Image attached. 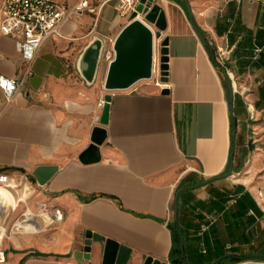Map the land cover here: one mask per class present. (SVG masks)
I'll list each match as a JSON object with an SVG mask.
<instances>
[{"label":"crops","instance_id":"crops-1","mask_svg":"<svg viewBox=\"0 0 264 264\" xmlns=\"http://www.w3.org/2000/svg\"><path fill=\"white\" fill-rule=\"evenodd\" d=\"M89 1L97 12L41 47L10 103L0 88V174L15 183L0 184L5 264H103L107 239L115 264H264V0H156L168 80L116 91L104 87L106 57L92 86L77 62L95 35L111 52L132 9ZM25 70L0 33V74ZM96 126L107 137L93 160ZM41 166L56 167L44 185ZM40 202L63 220L39 214Z\"/></svg>","mask_w":264,"mask_h":264},{"label":"water","instance_id":"water-1","mask_svg":"<svg viewBox=\"0 0 264 264\" xmlns=\"http://www.w3.org/2000/svg\"><path fill=\"white\" fill-rule=\"evenodd\" d=\"M156 0H139L129 18L116 37L112 49L114 58L109 62L104 87L110 91L127 90L142 80L152 79L155 71L161 76L162 81L168 80L169 40L163 38L166 28L165 17L161 15V9L155 5ZM203 43L204 36L198 31ZM106 41L101 36L95 35L86 44L77 62V69L87 85H94L100 74L101 65L105 58ZM157 67V69L155 68ZM166 89L163 93H168ZM111 96L105 103L104 114L101 123L108 120ZM234 106L231 107L233 111ZM107 132L105 128L96 126L92 133V145L86 154H93V160L100 158L99 146L105 141ZM85 154V155H86ZM56 171V167H39L34 175L42 185L46 184ZM91 233H88L90 237ZM91 240L86 241L84 252H90ZM119 251V244L113 239H107L103 264H115ZM78 251L75 257L81 261L83 257L89 258ZM145 264H161L159 259L149 256Z\"/></svg>","mask_w":264,"mask_h":264},{"label":"built area","instance_id":"built-area-1","mask_svg":"<svg viewBox=\"0 0 264 264\" xmlns=\"http://www.w3.org/2000/svg\"><path fill=\"white\" fill-rule=\"evenodd\" d=\"M139 0H119L117 9L135 8ZM98 7L89 0H1L0 33L15 40L16 46L26 64V70L16 78L0 74V88L4 91L7 102H11L26 77L32 76L33 63L41 47L51 38L63 37L62 28L70 20L80 18L86 12H97ZM229 49L221 50L226 58ZM112 61L114 51L105 53ZM157 69V67L155 66ZM158 73V70L155 71ZM0 184L15 188V183L6 175L0 174ZM39 214H48L54 222H61L64 214L61 209H50L47 202L38 205ZM1 237V235H0ZM7 262L6 250L0 243V264Z\"/></svg>","mask_w":264,"mask_h":264},{"label":"rangeland","instance_id":"rangeland-1","mask_svg":"<svg viewBox=\"0 0 264 264\" xmlns=\"http://www.w3.org/2000/svg\"><path fill=\"white\" fill-rule=\"evenodd\" d=\"M116 2H117V0H116ZM0 5H1V0H0ZM125 10H126V8L122 9V11H125ZM235 76H236V74H235ZM235 80H237V77H236ZM154 83H155V76H154V78H152V79H148V80H142V81H140V82H139V85L144 86V87H147V86L152 85V84H154ZM232 94L234 95V97H236V90H235V88H233V90H232ZM233 99H234V98H233Z\"/></svg>","mask_w":264,"mask_h":264},{"label":"trees","instance_id":"trees-1","mask_svg":"<svg viewBox=\"0 0 264 264\" xmlns=\"http://www.w3.org/2000/svg\"><path fill=\"white\" fill-rule=\"evenodd\" d=\"M213 53V52H212Z\"/></svg>","mask_w":264,"mask_h":264}]
</instances>
